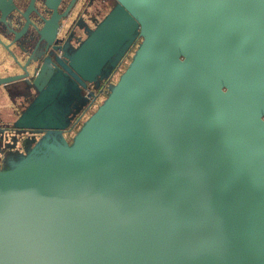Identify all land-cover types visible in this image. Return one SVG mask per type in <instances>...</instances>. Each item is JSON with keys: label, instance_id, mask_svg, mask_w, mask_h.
<instances>
[{"label": "water", "instance_id": "water-1", "mask_svg": "<svg viewBox=\"0 0 264 264\" xmlns=\"http://www.w3.org/2000/svg\"><path fill=\"white\" fill-rule=\"evenodd\" d=\"M63 1H0V91L34 90L0 157V264H264V0H115L89 29ZM52 8L86 34L56 69L22 45Z\"/></svg>", "mask_w": 264, "mask_h": 264}, {"label": "flooded vegetation", "instance_id": "flooded-vegetation-1", "mask_svg": "<svg viewBox=\"0 0 264 264\" xmlns=\"http://www.w3.org/2000/svg\"><path fill=\"white\" fill-rule=\"evenodd\" d=\"M48 1L50 5L53 7L54 5L58 4L60 0H48ZM73 1L74 0L63 1L65 4V10L68 9L67 13L69 16H72V12L74 13V9L72 8H75L78 2V0H76L72 7ZM36 2L39 3L40 0H36ZM85 2H86L85 5H86L87 13L90 14L88 15V17L89 18L91 17V19H88L87 22L88 24L86 25V27H88L89 29V26L93 27L95 23H97L99 20H101L104 17V15L107 14V12L102 10H104V8L108 5L110 0H85ZM42 11H43V17L48 18L47 25L44 31L47 41H43V40L37 41L35 38H32V36L28 33L29 32L28 31L25 35L26 37H29L31 42L34 43H31L28 39L23 38L22 45L27 48L33 47L34 49H36L35 56L43 58L42 63H44L46 60L49 61L50 64L56 69L54 65L57 66L58 59L62 57V53H63L62 46L66 42L77 45L78 39L85 38L86 34L84 33V30H79V29H75V33L72 34L73 31L72 18H70L68 21H66L65 18L60 19L57 28L55 21L58 22V18H57L58 14L53 12V8L49 15H47L45 10ZM121 68H123V65ZM27 78L30 79V76H28ZM102 87L103 86H101V88ZM25 88L34 91L31 86H27L25 84H22L19 88L9 87L5 92L0 91V157L2 156V150L4 148L3 145L7 144L8 142L11 143L12 142L11 138H13L15 135L13 131L15 120L11 111L12 107L14 106L13 103L19 106L17 107V110L19 108H20L19 110H21L25 106L24 97L19 98L18 101L15 102L14 94H16V92H19L21 89L25 90ZM105 91H107V87L104 88V92ZM96 93L99 94V90H97ZM101 95H104V93L100 94V96ZM83 103L84 101L79 102L78 105L82 106ZM85 109L86 107L83 110ZM33 135L40 136L41 134L39 133Z\"/></svg>", "mask_w": 264, "mask_h": 264}, {"label": "rangeland", "instance_id": "rangeland-1", "mask_svg": "<svg viewBox=\"0 0 264 264\" xmlns=\"http://www.w3.org/2000/svg\"><path fill=\"white\" fill-rule=\"evenodd\" d=\"M114 4H115V0H110V2L108 3V5L102 11L109 12L111 10V8L113 7ZM133 51L134 50H132V52ZM131 55H132V53H131ZM129 61H130V58L129 59H126V61L124 62V65H123V69L126 67V65H127V63ZM104 97H105V95L99 96V98L96 101L97 103L90 109V111L87 113L86 116H88L89 113L93 112L96 109V105L99 104L104 99ZM13 105H14V103H13ZM17 107H19V106L18 105L13 106L14 109H16Z\"/></svg>", "mask_w": 264, "mask_h": 264}]
</instances>
